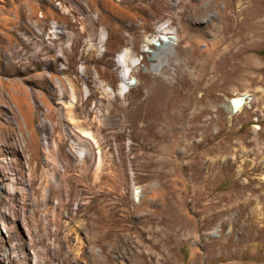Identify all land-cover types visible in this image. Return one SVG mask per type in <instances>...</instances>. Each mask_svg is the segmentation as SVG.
Returning <instances> with one entry per match:
<instances>
[{"label": "rangeland", "instance_id": "obj_1", "mask_svg": "<svg viewBox=\"0 0 264 264\" xmlns=\"http://www.w3.org/2000/svg\"><path fill=\"white\" fill-rule=\"evenodd\" d=\"M0 264H264V0H0Z\"/></svg>", "mask_w": 264, "mask_h": 264}, {"label": "bare ground", "instance_id": "obj_2", "mask_svg": "<svg viewBox=\"0 0 264 264\" xmlns=\"http://www.w3.org/2000/svg\"><path fill=\"white\" fill-rule=\"evenodd\" d=\"M170 38H173V36H168ZM164 40V39H163ZM167 40V39H166ZM170 40V39H169ZM151 42V41H150ZM152 44H155L157 45V43L155 42H152ZM120 56L118 57L117 55V62H118V58H119V62H120V65L123 67L122 69V74H121V81L119 83V86H118V92L120 94H123L124 92H126V90L130 87V81H129V71H131V67L133 66V61H132V58H131V55L130 53H121L119 54ZM131 73V72H130ZM238 101V100H237ZM236 102V101H235ZM206 113V112H205ZM182 115V114H181ZM193 115V114H192ZM196 115V114H195ZM205 115V114H204ZM183 116V115H182ZM195 117V116H194ZM197 117H201V115L197 116ZM193 118V117H192ZM195 120V119H194ZM207 121V120H206ZM206 121L204 120H198V122H196L195 125H193L190 121H189V124H187V128H186V136H190L191 133H194V136L195 134H200L202 136V140L200 141V143L198 144V148H201L203 146V143L204 142H207L209 143L213 138H210L208 137V131H207V128H208V125L205 123ZM184 125L182 126V128L185 127V123H183ZM80 127V125H79ZM82 128V127H80ZM84 133H87L85 132V130H83ZM89 134V133H87ZM90 135V141H91V144H95L97 145L98 147H100V139L95 135V134H89ZM212 137V136H211ZM188 138V137H187ZM161 139H163L161 137ZM160 139V140H161ZM89 141V142H90ZM76 145V144H75ZM149 145V148L148 149H152L155 147V143L154 141H150L148 143ZM86 149V148H85ZM211 149L210 148H204L202 151H199L197 152V155H198V158H199V161L202 162L203 159L207 156V154L209 153V150ZM81 150V149H80ZM214 151L211 149V152ZM218 152V151H217ZM217 152L215 154H217ZM211 154V153H210ZM102 156V152L100 154V157ZM213 156V155H212ZM213 158H217V157H213ZM209 161V160H208ZM218 166V162L214 159L213 161H211L207 166V170L208 171H204V176H203V179L206 178L207 175L211 174L214 169ZM255 169L258 168V166H254ZM254 212V211H253ZM253 215L252 216H257V214L254 212L252 213Z\"/></svg>", "mask_w": 264, "mask_h": 264}, {"label": "built area", "instance_id": "obj_3", "mask_svg": "<svg viewBox=\"0 0 264 264\" xmlns=\"http://www.w3.org/2000/svg\"><path fill=\"white\" fill-rule=\"evenodd\" d=\"M238 100V101H237ZM236 101V102H235ZM246 96L242 95V96H238L234 98L233 103L231 104L232 107L234 108H241L243 107V105L246 103Z\"/></svg>", "mask_w": 264, "mask_h": 264}]
</instances>
